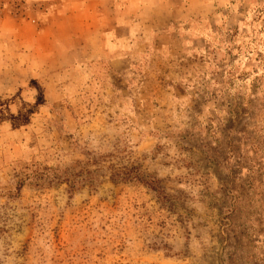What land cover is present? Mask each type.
<instances>
[{
	"label": "rangeland",
	"instance_id": "1",
	"mask_svg": "<svg viewBox=\"0 0 264 264\" xmlns=\"http://www.w3.org/2000/svg\"><path fill=\"white\" fill-rule=\"evenodd\" d=\"M262 257L264 0H0V264Z\"/></svg>",
	"mask_w": 264,
	"mask_h": 264
},
{
	"label": "trees",
	"instance_id": "2",
	"mask_svg": "<svg viewBox=\"0 0 264 264\" xmlns=\"http://www.w3.org/2000/svg\"><path fill=\"white\" fill-rule=\"evenodd\" d=\"M230 156L231 155L225 156L224 161L226 163H230L232 160L233 157ZM229 174V179L221 183L223 187V193L225 194L226 200H228L229 209L226 208L225 212L228 215L231 212L237 213L238 210L241 214L245 213V217L250 218L251 215H254L255 204L257 203L256 196L257 193H259L256 191L254 186V183L257 181L255 179V173L253 172V176H251V178L247 181V184H244L239 177L231 175V172H229ZM52 179L56 180L57 182L70 183L73 185L74 183H77L72 180L71 174L67 171H61L58 174L53 175ZM112 181L140 183L154 192L159 200L163 201L167 197L164 190L159 186V181L149 176H145L138 168L135 167L125 168L123 170L117 171L114 175H112ZM255 185H257V183ZM227 217L228 216H225V224H223V226H225L227 229H230ZM246 225L248 229H250V233L260 235L261 232L257 231L258 228H256L254 224L247 222ZM233 234L236 242L238 243L241 240L240 235L238 236L236 233ZM262 260H264V257H262V259L259 261Z\"/></svg>",
	"mask_w": 264,
	"mask_h": 264
}]
</instances>
